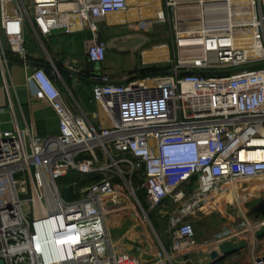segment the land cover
Wrapping results in <instances>:
<instances>
[{
  "label": "built area",
  "instance_id": "2783aa9c",
  "mask_svg": "<svg viewBox=\"0 0 264 264\" xmlns=\"http://www.w3.org/2000/svg\"><path fill=\"white\" fill-rule=\"evenodd\" d=\"M248 3L254 15L246 27L231 24L232 0H162L157 17L123 24L164 31L173 59L168 56L155 74L137 72L121 84L98 75L92 113L67 106L54 67V80L42 68L26 67V87L51 106L59 134L4 131L0 108L4 264L197 263L203 246L194 227L180 219L168 228V246L144 247L149 234L140 224L154 229L137 192L149 212L186 197L197 210L219 197L237 203L243 185L264 184V0ZM128 10V0H0L6 43L5 49L0 43V69L8 72L9 56L27 61L29 29L38 42L87 30L86 59L101 65L107 51L100 27L109 15ZM246 29L252 32L249 41L242 33ZM68 178L67 197L58 182ZM27 205L30 215L24 212ZM237 212L236 221L215 233L208 248L219 254L221 244L245 241L250 263L264 264V240L256 237L264 217L249 220L240 208ZM131 216L139 222L116 237L119 220ZM132 233L138 234L136 254L127 245Z\"/></svg>",
  "mask_w": 264,
  "mask_h": 264
},
{
  "label": "crops",
  "instance_id": "0c3cea01",
  "mask_svg": "<svg viewBox=\"0 0 264 264\" xmlns=\"http://www.w3.org/2000/svg\"><path fill=\"white\" fill-rule=\"evenodd\" d=\"M138 1L141 2L142 0L131 2L136 3ZM159 1L161 6L162 0ZM140 17L141 14L132 10L126 14L110 15L106 24L100 27L102 37L111 34V31L115 29L127 28L123 24L136 22ZM115 34H118V32H115ZM90 37V32L85 30L68 35L55 33L48 38H41L38 42L33 32L30 29L28 30L25 48L29 65L9 56L8 72H3L0 69V108L5 110L1 116L4 131L28 128L37 137L59 134L58 118L51 106L42 97L26 87L27 66L43 69L42 65H49L78 74L79 77H75L58 72L60 79L57 80L56 85L64 95L65 102L70 109L76 111L78 106L83 112L92 113L97 108L92 100L91 91L98 75L103 74L111 82L118 84L132 78L141 70V66L145 67L148 63L144 60L146 59V57L144 58L145 55L142 56L144 62L140 63L136 55L107 52L104 63L98 66L92 65L85 56L86 42ZM254 184L257 183L243 185L241 188L246 190ZM259 193L257 192L254 196L262 197ZM223 201L212 203L197 209L195 212L207 214L213 209L216 211L218 205ZM259 216L261 215L255 212L251 215L252 218H259ZM137 235L136 233L130 234L127 238L129 239L128 246H138Z\"/></svg>",
  "mask_w": 264,
  "mask_h": 264
},
{
  "label": "rangeland",
  "instance_id": "374dc122",
  "mask_svg": "<svg viewBox=\"0 0 264 264\" xmlns=\"http://www.w3.org/2000/svg\"><path fill=\"white\" fill-rule=\"evenodd\" d=\"M128 28H118L113 31H111V34H106L103 39L109 38L111 35H115V32L118 34L125 33ZM164 31L158 30V32H155L154 35H162L164 34ZM167 45V47L165 46ZM147 53L151 54L155 61H148L149 56L146 57L145 62L152 63L155 62L156 65L154 66H145L147 68H154V67H161L164 66V63L166 62V59L169 58L173 59V53L172 50L167 42L159 43L155 46H152L148 49L142 50L141 52H138L134 55L137 56L139 59V62L142 63V56L146 55ZM123 55H131V54H123ZM145 58V56H144ZM157 60V61H156ZM143 69L144 67L141 66ZM69 178L63 179L58 182L59 188L61 190V193L65 196L69 195L71 193V190H68L69 185ZM250 188H247L246 190L241 189L240 194L238 195V202L230 204L229 201L226 199L223 201V203H220L218 205V208L216 211L213 209V211L203 214L200 212H195L196 210H192L190 207L192 206L193 202L186 197L181 204L173 203L172 200H168L165 202L162 206L159 208H156L155 210L149 212L147 204L144 200V196L141 192H137L138 199L140 200L144 210L148 212L149 214V220L153 225L154 231L151 229L149 223H142L140 224L142 228L145 230L146 234H149V246L144 245L145 248L149 250L150 245L154 244L156 247L155 249H159L161 245L162 246H168L169 243V233L168 228L171 225L172 220L180 219L181 221L185 223H189L194 227V230L196 232V241L200 246H203L202 250L197 254L196 256V264H251L250 259L247 255L246 248H243L239 252L230 255L229 257L219 260L216 263H211V259L209 257L210 255V248H208V242L213 238L214 234L217 233L219 230H221L223 227L230 225L231 223L236 221V218L239 217L237 209L240 208V210L244 213V215L250 220L253 218L251 215L255 212L256 208L259 206V204L264 205V184L263 183H257L254 185L249 186ZM256 190L259 194L262 195V197H259L257 195L254 196L252 193V190ZM258 189V190H257ZM74 197L73 199H75ZM24 212L27 215L31 214V207L29 205L24 207ZM195 212V213H194ZM194 213V215H192ZM251 217V218H250ZM139 222L138 217L134 219L132 216L129 217H123L119 220V223L117 224V229L114 231V235L121 236L126 231L133 226L134 224H137ZM138 236V235H137ZM136 238V237H135ZM134 238V239H135ZM259 241L262 242L264 238H258ZM245 242V241H242ZM260 245H258V250L260 249ZM133 252L136 254L138 251H136V248H133ZM149 255V253H148ZM145 260H149L147 257H143Z\"/></svg>",
  "mask_w": 264,
  "mask_h": 264
},
{
  "label": "water",
  "instance_id": "95a60500",
  "mask_svg": "<svg viewBox=\"0 0 264 264\" xmlns=\"http://www.w3.org/2000/svg\"><path fill=\"white\" fill-rule=\"evenodd\" d=\"M155 33L149 31H142L137 29H128L125 33L111 35L109 38L103 40L104 47L107 52L117 53V54H136L141 52L142 50L148 49L152 46H155L162 42L169 41L168 35L166 33L162 35H154ZM0 43L2 47L6 48L5 38L2 34H0ZM22 62V61H20ZM26 65H29V62H22ZM45 73L49 76L51 80H54V77L50 71L51 66L42 65ZM57 72H63L66 74H70L75 77H79L78 74L70 72L67 69L55 68ZM165 74H172V72H163ZM180 75H186L187 72H180ZM124 83V82H122ZM117 84V83H115ZM121 84V83H118ZM141 186V183L138 184ZM256 213L260 214L264 217V205L261 203L256 208ZM257 238L264 237V229L256 233ZM245 242H241L239 246H232L229 242L221 244L218 253L210 254L209 257L211 259V263H216L219 260L224 259L232 254H235L245 248ZM0 264H4L2 260H0Z\"/></svg>",
  "mask_w": 264,
  "mask_h": 264
},
{
  "label": "bare ground",
  "instance_id": "6f19581e",
  "mask_svg": "<svg viewBox=\"0 0 264 264\" xmlns=\"http://www.w3.org/2000/svg\"><path fill=\"white\" fill-rule=\"evenodd\" d=\"M131 1H133V0H128V5H129L128 12L130 10H132V11H136L138 14H141V17L139 20L144 19V18H149V17H157L159 14H161V6H160L159 0H150V1L142 0L141 2L138 1L136 3L131 2ZM232 2L235 4L231 5L233 7H231L229 10V15L232 18L231 24L236 25V26L240 25V26L246 27L247 25H249L251 23V21L253 19V15H254L253 9H250L247 7V5L249 4L248 2H250V0H232ZM235 5H237V6L240 5L241 7L235 8L234 7ZM123 14H126V13H123ZM107 20H108V18H107ZM242 33H243V36L246 37V40L249 41L252 32L250 30L246 29L245 32H242ZM147 56H149L148 61H155V59L153 58V56H151V54L147 53L145 55V57H147ZM226 199L229 201L228 198L219 197L214 202L200 203L197 206V209L203 208V207L208 206L212 203H217V202H220V201L226 200ZM215 252L216 251L212 250V251H210V254H213Z\"/></svg>",
  "mask_w": 264,
  "mask_h": 264
},
{
  "label": "trees",
  "instance_id": "16d2710c",
  "mask_svg": "<svg viewBox=\"0 0 264 264\" xmlns=\"http://www.w3.org/2000/svg\"><path fill=\"white\" fill-rule=\"evenodd\" d=\"M162 68V67H154V68H147V67H144L143 69L141 68V70H139L138 72L144 76V75H147V74H155L157 73L158 71H160L159 69Z\"/></svg>",
  "mask_w": 264,
  "mask_h": 264
}]
</instances>
